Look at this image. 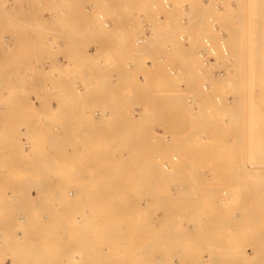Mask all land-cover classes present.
<instances>
[{"label": "rangeland", "instance_id": "374dc122", "mask_svg": "<svg viewBox=\"0 0 264 264\" xmlns=\"http://www.w3.org/2000/svg\"><path fill=\"white\" fill-rule=\"evenodd\" d=\"M170 1L172 3L171 6L166 8L161 3V0H0V264H23V263L37 264L41 262H42L41 264L43 263L52 264L54 260L56 261V259H52V258H55L56 256L58 257L61 254V253H59L58 255L56 254L58 253V250L54 251L55 246L59 245V247H62L61 243L67 246L70 242H72L71 239L70 241L66 239V241H64L65 243L62 242V240H59L61 241L59 242L58 240L55 241L53 239H50L49 241L47 240L44 243L41 242L42 243L41 245L39 241L40 236H38L36 233L38 231L33 230L28 225H23V221H21L23 220V205H26V196H27V193L23 192V177H22L23 176V166H22L23 130L27 129L28 126L39 124V123L32 124L31 119H35L34 117H32L33 115H35L36 118L37 117L39 118L43 116L45 113L49 114L47 119H49L50 121L48 120V122L45 124H39L40 126L41 125L45 126V128L43 127L42 128L43 130L39 132L41 133L40 136H36L37 134H35L36 137L32 139L31 141L32 144H30V151L32 153L37 152L38 159L39 157L41 159H44L42 157V154L43 152H46L47 159L50 161H48L47 159L44 160L47 161L46 164H49V167H51L52 165L50 164V162L52 163L53 159L57 157H61L63 155L62 154L61 156H59V154L61 153L60 150H62L63 153L66 152L65 151L66 148L64 146L66 147L69 146L68 149L72 150L74 148V147L72 148V146H75V144H77L78 146L76 145L77 146L76 150L81 151L80 149H78L80 145L82 151L84 149L86 150V153L84 151L85 156L83 157L82 155V157L84 158L83 161L85 160L84 161L85 164L83 163V161L80 160L81 154L79 153L81 152L75 151V149L72 150L73 154L78 152V157L80 156L79 160L81 161L79 163H78L79 161L78 158H76L77 155L75 156L76 159L75 161L74 158L72 160L71 155H69L70 157L69 159L71 161H74L75 165H73V163H70V160H68L70 163V165L68 166H71L72 164V166H77V167L76 168L74 167V170H72L73 167L71 166L69 168L71 172H68L69 171L68 169L67 171L68 175H71L68 177L73 178L72 175L75 174L76 176H74L75 178L74 181L76 182L78 178L81 177L80 174H82L85 171L84 174H82L83 175L82 178L81 179L79 178L80 183L79 181H77L75 187L72 186L75 183L72 178L70 180L68 177H66L70 181H68L65 178L64 174L66 172H64L63 174L60 173L61 174L60 176L61 177L63 176L65 180L58 179L60 177L58 175L60 169L58 170V172H56L57 175L59 176L58 177L56 175L58 177V178L56 177L57 178L56 182L58 183L59 181L63 180L61 182L65 181V183H67L66 181H68L67 183L68 185L67 184L66 185L69 186V188L65 187V183H63L64 185L63 188L68 189L70 191L71 190L70 187L72 186V190L70 192L72 193L74 191V193L79 196V198L77 196L74 197L75 195L73 196L72 194V196L74 197V198L72 197L73 203H74V199L75 200L78 199V201L75 202L76 205L78 204L77 202H80V204L84 206L83 202L85 203L86 195L88 196L90 192L92 191L94 192L95 188H98L99 189L98 191H100L101 185L100 183L96 185L95 182H97L98 180V179L96 180V178L97 177L99 178V176L97 175L100 174L104 175L105 172L106 173L104 176L111 177L112 175L117 174L118 176H120L119 177L120 180L123 179L121 178L122 176L127 178L128 180L129 177L132 176L130 177L131 181L129 180L130 182L128 183L130 185L134 183L135 186L137 183V186L134 187L133 185V187L134 190L136 188V193H137L136 197L137 200L138 197L140 198L139 199L140 202L143 196L141 195L143 190H144L143 192L148 190L153 191V189L161 191L159 189H161L162 188L161 186L165 185V183L168 185V186L166 185L164 186L166 189L168 188L169 190L172 191L174 189V192L179 194H181L180 192V188H181L183 195H181L178 198H180V200L183 199V201L185 196H186V200L188 201L189 200L191 201L192 196L195 197L196 194H198L196 197H199L200 195H201L200 197H204V195H206L205 192L207 190H208L207 194H210L211 192H209V190L211 191V189L209 188V186L212 185V189H214V192L212 191L214 195L213 194L212 195L215 198H212L211 194L209 195V197L210 199H214L215 201L212 202L213 200L210 201V199H208L209 202H207L208 200L205 199L207 208L205 205H202L205 211L212 210V213L210 212L212 214V216L210 215V218L207 216V214L205 217H204L205 214H202V213H207V211L206 212L202 211L203 207H201V203H199L202 198L201 199L199 198L200 201L197 200L198 204H200L197 206L198 208H196L195 206L197 205L196 203L197 201H195V203L192 204V206L194 207H191L190 202H189L190 204L187 205H186L187 203L186 201L185 204H182V206L189 205L191 208L183 206L184 208L182 209L183 211L184 209L187 208L186 212L184 210V213L186 215L185 214L183 215L185 217L187 216L185 218L186 220L183 219L184 221L183 223L185 226V230L183 231H184V235L187 234L188 236L187 235L184 236L183 234L179 236H183V238L186 237V239L188 237L193 236L194 238L197 239L199 243V246H197L198 243L196 244V246L200 247L201 249L197 247H196L197 249L195 248L194 245L196 243V240H193L194 239L193 238L190 240L195 241L194 245L191 243L190 244L191 246L193 245L196 250H194L193 248V251L190 252L192 247L190 246V244H189L190 247L187 246L188 244L186 243L185 246H187L188 248L180 244L179 245L181 247V248L179 247L180 251L182 252L185 249L188 250L190 248L188 252H190L191 255L193 254L192 252H194L195 253L194 255L197 256L198 253L199 254L198 256L204 258L205 256L206 258L210 257L209 256L210 253L212 254L210 255L213 256L215 251H210L212 250V248L210 247L211 246L210 243H212V246H214L213 244H216L217 247H215L216 245L214 247L218 249V245L221 246L223 239H226L227 237V240L229 241L228 238L233 233L236 238L241 237L240 239L243 238V240L244 238L247 239V237H249V234L253 235V236L250 235V238L256 239L255 236L258 237L256 235L257 234L256 229L258 228L257 226H259L260 224L262 228L259 226L260 228H258L257 231L260 229L258 231L260 234L258 233V235H261L260 238H263L264 195L262 194L264 193L263 191L264 189L263 186L264 185V176H263L264 175V0H241L243 6L241 12L244 14L245 17L244 39L247 41L246 45L249 56L247 55V58L245 60L246 62L243 64L246 73L245 75L246 83H247L246 88H248V90L245 91L244 95L243 94L238 95V99H240L242 95L243 96L241 97L242 100L241 99L239 100L240 105H238L237 109L240 112L243 113L245 112V116L243 113H241L245 120L243 119L244 121L241 125L243 124L244 125L241 127L239 126L240 128L237 126H223L222 124L225 117H224V113L220 111L222 109H218V107L220 106L219 108H221V105L219 104H221L224 100L223 94L220 92V90L223 89L222 86L224 84V81L221 78V82L219 86L211 83L212 77H210L208 71L209 69L212 70L214 67L211 68V66H209L211 64L205 63V65H207V68H205L204 67L205 65H202L204 64L203 58L200 57V55L198 56L196 53L199 52V50L202 48V43L200 42L201 47L199 46L200 48L198 47L197 48L198 50L196 49L194 50V52L191 51V53H193L191 56L195 55V59L189 60L187 58L191 57L189 56V52H188L190 50H188L186 53L185 52L186 49H183V47L186 46L184 43H187V41L189 42V38H187L188 40L186 39L185 41H181L178 37L179 36L178 33L182 30L185 31L188 36L186 29L188 27L191 28L192 22L193 23L196 22L197 20L196 18L199 15V14L197 15L196 13L197 8H201L205 12L207 11L206 13L202 11L203 13H205L204 19H206V21L209 23V26L212 27L211 24L212 21H210L209 18L212 15V13L209 12L207 7L204 6L205 7L204 8L202 5V4H206L207 6V2L209 0H170ZM153 3H157V7H153L152 6ZM196 5L199 7H195ZM99 10H104L107 13L110 19L109 26H104L102 21L98 17L97 13ZM200 12L201 10L199 9L198 13ZM184 16L187 17V22L185 23L182 22V17ZM190 17L191 18L196 17V18H194L195 19L194 21L192 18L191 21ZM144 19H148L152 23L153 32L151 34H146L142 30L141 25ZM157 26H159L160 33L157 34V36H155L156 34H154V31L156 30ZM211 27L207 29L208 32L211 30ZM165 30L169 32L171 36L173 35L172 37L175 38L176 42L174 40L173 42H168L169 39L162 38L164 36L163 33L165 32ZM201 32L203 33H200V35H203L205 33V31H201ZM138 38L141 39V42L139 43V45H136L135 40ZM181 43H183V45ZM186 54H188V57ZM261 58H262V62L260 60ZM168 63L180 67L181 74L179 73V75L177 76L171 74L166 68V64ZM261 63H262V67L260 65ZM259 66L261 68H259ZM199 67L203 69L201 70V73H199L200 72ZM153 68L156 69L157 72ZM256 68L257 69L259 68V70L257 71ZM152 69L156 73H158L157 77L155 75L156 73H154ZM244 70H241V72L244 73ZM260 70L261 72H259ZM152 72L154 73L151 76L152 78L151 77H148L150 79L145 78V76L148 75L144 76V74L146 73L152 74ZM191 72L192 74H190ZM255 72L256 74L261 73L260 75L261 77H259V75H257L258 77H256ZM151 74H149V76ZM161 75L163 76L161 77ZM155 78L157 80V83L155 82L156 81ZM151 79L153 81L155 80L154 81L155 83H153ZM192 79L194 80V82L192 81ZM252 81L254 85H251ZM204 82H208L209 85L208 88L206 89L203 87ZM252 89H254V91H252ZM188 95L194 96L195 102L193 104L187 102ZM217 96H219V99H217ZM137 108L139 110L138 113H136L135 111ZM30 113H33V115H30ZM151 116H153V119L156 122L146 123L144 120H148ZM171 121H173L174 123ZM205 123H207V125ZM171 124L172 125L174 124L175 126L174 125L172 126ZM189 124L191 125L189 126ZM95 126L98 127L101 126L102 128H104L103 129L104 131L101 128L100 129L96 128ZM232 127H236L238 132L239 129L241 130V132L238 133V134L241 133L242 135V136L240 135L238 136L240 137V139L242 137L241 140H239V138L233 137L234 134L232 132L233 129ZM81 128L84 129L82 130ZM97 129L103 131V133L105 134L104 136L105 138H103L102 140L101 138L103 137V133L102 134L99 133V130ZM73 130L77 133H74ZM110 131H113L112 133L117 132L115 135L113 134L115 136L114 138L112 137L113 135L111 134ZM82 132H84V134L86 133L85 136L83 135ZM108 132L110 133L107 138ZM109 137L111 138V140L113 138L112 141L114 142V144L116 145L118 144V146H116V148L118 147L117 149L113 148L114 147L112 144L113 142L110 144L111 141H109ZM116 137H117V143L115 139ZM106 138L108 143L105 142ZM109 144L112 147H110ZM32 145L34 149L32 148ZM108 147L110 148L108 149ZM112 148L114 149V151H112L113 150ZM137 148L141 152L138 150L136 151ZM100 149H102V151L104 149L105 150L102 152ZM106 150H109V152L107 151L108 152L107 153ZM95 151L98 152L94 153ZM56 152H58V154ZM101 152L103 154L104 152H106L105 153L106 156L102 155ZM119 152H120V159L122 160L121 165L127 162L129 163L128 165L133 166V168L131 167V170L122 169V168L120 170L119 163L116 162L115 160L116 159L115 155H117ZM136 152H140L141 154L139 153L137 154ZM99 153L101 154V156ZM30 157H36V156H30ZM96 157H100L101 159L103 158L102 159L103 162L102 160L100 161V158H96ZM154 159L157 162H155ZM148 160H150V163ZM152 160L156 163L157 166H154L153 162H151ZM89 161L91 164L89 163ZM105 161H107V163H105ZM75 162L77 163V165ZM130 162L131 163L133 162V165ZM165 162H167L168 164ZM196 162H198V164ZM41 163L42 162L39 161L40 165ZM80 163H83L84 166L87 164L86 168L89 169L88 170L84 169L83 172L79 171L83 169L82 167L83 165H81L80 167L79 165ZM92 163L94 164L92 165ZM115 163L118 164L115 165ZM144 163L146 164L149 163L150 166H148V164L144 165ZM170 163L171 166H169L168 168L170 169L171 167V169L168 170L167 165H169ZM152 166L155 167L157 171ZM79 167L82 169H80ZM141 167H143L142 170L146 168L144 169L146 171H148L147 168L152 167L149 169L150 171L151 169L154 170V172H150V176L147 177L149 178L152 176L154 178L155 176L154 180L152 178L146 179L145 175L143 174L144 171L143 173L141 172L142 171L140 169ZM78 168L79 170H77ZM158 169L161 171H158ZM74 171L76 172L79 171L80 176L78 175V172L75 173ZM126 171L128 172L131 171L129 172L130 176L128 175H127L128 177L124 176L125 173L124 175H122L123 172ZM163 172H165L166 174ZM140 173H142V175L145 178L146 182L144 181V179H142V181L145 184H147V181H151L152 179V181H155L154 184L157 182L158 186L160 185L161 188H157L156 187L157 184L156 186H154L152 182H150V184L152 183L153 187H155L156 189L153 188L151 190L149 187L152 188V185L150 186V184L148 188L146 187L147 185L143 186L144 183L141 182V178H140V177L143 178V176H141ZM145 173L147 174V172ZM157 173L160 174L159 175L160 177L158 176L159 179L156 178L157 177L156 175H158ZM161 173L163 174L161 175ZM53 174L54 172L49 173L50 176ZM84 175L85 177L88 178V179L85 178L87 179L88 183L87 182L84 183V181L82 180L84 178ZM102 175L101 177L104 178ZM163 175H166L164 176V178L167 177V175L168 176L171 175L170 178L174 181L173 182L170 181L171 179L168 177L166 180L167 182L164 179L165 181L164 183V181L161 180L162 179L161 176ZM187 177L188 180H186ZM205 177L207 180L205 179ZM46 180L49 181L51 180L52 183V177H47ZM123 180H121V183L122 184L125 183L123 184V186L125 185L126 187L127 181L124 180L125 182H123ZM132 180H135V182H133ZM156 180H160V181H156ZM192 180H193V184H192ZM71 181L72 184L70 185L69 182ZM102 181H106V180L103 179ZM113 181L117 183V181L115 180ZM113 181H108V182L110 183ZM162 181L164 184L162 183ZM182 181H185L187 185ZM61 182L60 184L62 185ZM81 183L82 184L84 183V185L87 187L80 185ZM180 183L181 185H183L184 183V187L181 186ZM189 183L192 184L191 186L193 187H191ZM52 184L55 185L56 183L53 182ZM101 184H104V182ZM122 184L121 187H119L120 189L123 187ZM169 185L171 189L169 188ZM82 186L85 189L87 188L86 191L88 192V194L86 192V195L83 197L84 199L80 196L83 195V193L85 194V191L82 189L83 188ZM261 186L262 188H260ZM58 187L59 188L55 186L56 189H60V185ZM80 187L82 190L80 189ZM102 187L101 189L107 188L106 185H102ZM125 187L122 189L126 190L128 188L129 189L132 188V186L131 188L130 186H128V188ZM204 187L206 189L203 190ZM77 188L80 189L81 191L80 190L78 191ZM137 189L140 191V193ZM166 189L162 188V190H166ZM233 189L234 190L237 189L238 191L237 198L235 200L232 197ZM257 189L262 191V194H259L260 191H258ZM183 190L186 192L188 191L187 195H184L186 194V192L184 193ZM194 190H195V195L194 194L192 195V193H194ZM43 191H45L46 201L44 204H42V208L45 210V207H47L46 209L48 213L55 214L58 204L55 198L52 197V190L50 186L44 185L43 187H41L40 185V188L38 190V195L40 196V193H42ZM255 192L259 194L258 197L255 196L256 194ZM188 194L192 196L189 197ZM250 194L252 195V198L251 196H248ZM89 195H91V193ZM260 195H262L263 197ZM9 196H11L12 198ZM182 196L184 197L181 198ZM187 196L190 199H187L188 198ZM206 197H208V195ZM81 198L84 201H82ZM91 198L92 195L90 199ZM256 198L257 199L259 198V200H257ZM180 200L177 202L178 205H180L179 203L182 202V200L181 201ZM250 201L253 202L255 205H259V207L255 205L248 206L247 204L249 205L252 204L250 203ZM140 202H138L137 205L138 207H140L141 204L143 206V203L139 204ZM210 202L211 204L214 203V205L212 204L214 209L215 206L216 207L220 206L218 205V203L219 204L222 203V208L220 207L221 210H219L220 208L215 209L218 210L219 213L218 211L214 212L211 205H209ZM41 203L43 202L40 201L38 203L37 209L40 208ZM172 203H168V204L171 206ZM80 204L79 206H77V208L80 207V209H82V206H80ZM174 204H176V202ZM149 205H152L153 208L151 209L150 207L148 209ZM149 205L147 204L146 207L143 206L142 208V209L145 208L144 209L145 215L148 214L149 216H151V214L154 213L155 215L153 214L152 216H154L157 219L155 221V218L153 217L152 221H155L157 223L160 222L159 224L155 225L151 221L152 223V224L150 223L151 230L153 227H154L153 230L159 228L162 229L163 225L164 226L166 225L162 223L163 220L162 212L164 208L169 206L161 207V205L156 202L154 205L153 203ZM178 205L175 206L177 207ZM208 205L211 208L208 207ZM155 206L161 207L160 210L156 212L157 208ZM172 207H170V209ZM200 207L202 208L201 210ZM140 209L138 210V213L136 212L137 215H139L137 217H143L142 215L144 211L142 212L141 211L142 209L141 210ZM178 209L181 210V208ZM150 210L151 212L153 210L154 211L150 213L149 212ZM167 210L168 209L166 208V211L165 210L164 211L167 213ZM172 211L176 212L175 207L174 210ZM182 211H180V215ZM194 211L195 212L197 211L198 213L197 212L194 213ZM221 211H222V215H220ZM177 212L175 213L176 215ZM188 212L189 215L191 214V221L189 220V222L187 221L188 218L190 219ZM139 213H141L142 215L140 216ZM171 213L169 212L168 214L172 216ZM247 213H249V215ZM253 213H255V215ZM175 214L173 215L172 219H175L176 221L177 217H175ZM256 214L258 217H256ZM158 215L161 217V219L159 218V220H158L159 217ZM196 215H199V217L201 215L199 220H198L199 218L198 216L196 217V220H194L195 219L194 217ZM259 215L261 218L259 217ZM90 216L92 218L91 214ZM166 216H167L166 219H168L169 215ZM170 216L169 219L172 222ZM181 217L182 216H179L178 219H181ZM203 217L204 219L202 220ZM91 218L89 217L90 222H91ZM118 218L119 216H117V219H113L116 225H117L116 220H118V224H119ZM248 218H249V223H248ZM103 220L102 222H104L105 220L108 221V219H105L104 221ZM120 220H121L120 221L121 224L125 223V221L123 222L122 218H120ZM146 220H144L143 218H139L135 220L134 224L137 221L140 224L143 223L142 224L143 226L141 225L143 229L142 228L141 229L144 230L145 228V230H147L148 232V228L146 229V227H144L145 224H147V227L149 226L147 223L148 220L147 221ZM207 220H209V222H207ZM164 221L166 222V220H163V222ZM216 221H219L218 224ZM99 222L102 224L101 220ZM99 222L97 223L98 225ZM250 222H252L253 224H250ZM80 223L82 222H79V224ZM105 223H109V222L105 221ZM188 223L190 227L187 226ZM115 224L114 227H111L112 229L113 228L115 229ZM229 224H232V227ZM139 225L136 223L137 227ZM182 226L180 227L181 230H182ZM250 226L253 228H251ZM255 226L257 227L256 229H254ZM78 227H80L81 229L84 228L81 226ZM92 227L96 228V225ZM103 227L105 232L103 233L104 235H106L104 237H102ZM235 227H236L235 230H237V227L239 229V232H237L238 234L234 229H231ZM248 227H250L251 229L248 230ZM74 228L75 231L78 230V229L76 230L77 227ZM94 228L91 229L90 226L91 234L93 235L95 232H98L97 234L100 237L97 236L95 237V235H97L95 233L94 236L86 234L87 237L79 238L81 234L82 233L84 234L85 232L78 231L79 236L76 238L75 236L78 235V232L74 231L73 233H76V235L73 236L74 243L73 242L71 243L72 246L76 245L75 248L80 247V249L83 250L85 247L87 248L88 241L91 242V240L93 241V239H95L94 244H96V247L95 246H94L95 248L93 247L94 251H98L100 253V251L102 250L101 251L102 254L103 253L116 254L121 251L120 253L124 255L125 253L124 250L126 247V250H128L129 253L128 255H131L130 249L135 248L136 245L137 248L143 246L142 248L145 249L144 246H146V242L145 245H143L142 242L144 243L145 241L144 238L146 237L144 235L147 234V232L140 231L139 227H138L139 229L138 228L137 229L139 230L140 233L145 232L143 234L144 237L141 236L142 234L139 235L140 233L138 232L137 229H135V231L131 230L132 231L131 232L128 231L130 227L127 226L125 227L124 225H121V228L123 230L126 228V230L124 231L126 232L127 236H125L126 234L122 229L121 230L123 232L121 233L125 235L121 236L122 235L121 233L119 232L115 233L123 237L121 238L122 240L119 243L122 245V242L124 241L123 242L124 247L123 245L122 247L118 245V242L116 241L112 240L114 244L112 243L110 238L112 236H113L112 238L115 237L114 233L111 232L110 234L112 235L108 237L109 233H106L105 225L98 226L97 231H95ZM171 228L172 227H170V229ZM186 228H188L187 231ZM253 229L255 231H253ZM199 230L201 231L199 232ZM92 231L95 232L93 233ZM116 231L117 230L113 232ZM189 231L191 233H188ZM132 233H136L140 236L139 237L138 235H136L135 240L133 242L135 243L134 244L135 246L133 245L134 247L130 245L133 240L132 241L130 240L131 242L130 241L128 242V239L129 237H131ZM195 233L196 235L199 233L197 235L198 238L196 237ZM171 234L169 235L174 236L173 239L175 240L176 234L175 235H173V233ZM216 235H218L219 238ZM222 235H224V237ZM88 236H90V238L92 239L91 240L88 239L87 242L81 241L83 238L84 239L88 238ZM124 236L126 237V239L124 238ZM148 236H153V235H151L150 233V235ZM179 236L177 235V237ZM213 236L216 238L215 240L218 243L219 242L221 243L218 244L214 240ZM234 236L231 235L230 239L233 238L234 240L235 239ZM183 238L182 241L181 239L178 240L183 242L186 240L185 238H184L185 240ZM199 238L200 239L208 238L210 240L209 246L204 244L206 241L209 242L208 240L205 241L204 239L202 241L205 242L202 243L203 245H201L200 242L202 241L198 240ZM217 238L219 239V241ZM76 239L78 241H75ZM211 239H213L214 241ZM187 240L189 242V239ZM107 241H111V243L113 244L112 247L116 246V248L109 250L107 247L108 245H112V244H109L110 242L107 243ZM82 242L84 245L86 243L87 246L83 247L82 246L83 244L80 246L79 244H81ZM125 242L127 243V245L129 244L131 247L128 245L129 248H127ZM103 243L104 245L106 243L108 245L106 244L104 247ZM164 243L165 242H163V244ZM231 243L232 245H230ZM231 243L229 244L230 247L234 246L233 244L234 242L231 241ZM164 245L162 246L164 247ZM66 246L63 245L64 251ZM89 246L91 247V249ZM89 246L87 249L85 248L82 253H88L87 251H89V253H94L92 252L93 251L92 242L91 245L89 244ZM222 246H224L222 248H225L226 244L224 243ZM57 247L58 246H56V249ZM103 247L106 250L108 249L107 251L109 252L103 249ZM118 247L121 248L119 249ZM146 247L149 249L148 246ZM208 247L211 249H209ZM230 247H227V249ZM117 248L120 251L117 252ZM142 248L140 252L138 251V249L135 248L137 253L134 252V249L131 250L132 253L134 252L133 253L134 255L138 254L136 256L140 257L143 255L142 257H145L146 254L149 255L155 252L159 253V251L161 253V251L164 249V248L162 250L159 249V251L153 250L154 252L149 249L150 250L149 253V251L146 250L147 249L146 248L145 251L147 252L144 253L145 251ZM182 248L184 250H182ZM243 248L245 249V245H243ZM46 249H48V251ZM167 249L169 250H166V253L167 251L168 252L171 251V249H173L171 253L174 251L173 247L171 249L170 248ZM179 249H175L176 250V253L174 252L175 255L177 254L179 256V254L177 253ZM85 250L87 251L85 252ZM103 250H105L106 252ZM262 250L264 249L262 248ZM262 250L260 251V253L262 252ZM45 251L47 252L45 253ZM66 251L64 253H66ZM201 251L203 254L201 253ZM243 251L244 250L240 251L243 255H241L240 252L237 254L236 253L230 254V252H227L228 254H230V257L228 254H224V257L223 256L217 257L218 259L213 258L212 262L214 264H222V262H220L221 261L220 259H222V261L224 262L223 264L226 263L225 261H227V264H236V262L240 260V264H241L243 262L242 260L246 259L244 262L245 264H249V262L250 264L251 263L264 264V259H263L264 252H262L261 254L252 253L251 248L249 246L247 252L244 251L245 255ZM142 253H144L145 255ZM54 254H56V256H54ZM186 254L188 253L186 252ZM183 255H185V253L182 254L181 256ZM234 255L237 258L236 257L234 258ZM239 256L241 257L244 256V257L241 258ZM251 256H252L251 261H249ZM235 259L237 261H234ZM50 260H52V263L50 262ZM208 260L210 261L211 259ZM139 261L140 258L138 260V264Z\"/></svg>", "mask_w": 264, "mask_h": 264}, {"label": "bare ground", "instance_id": "6f19581e", "mask_svg": "<svg viewBox=\"0 0 264 264\" xmlns=\"http://www.w3.org/2000/svg\"><path fill=\"white\" fill-rule=\"evenodd\" d=\"M170 1V0H169ZM196 2V1H195ZM161 3H162V0H161ZM194 3V2H193ZM163 4V3H162ZM171 1H170V4H169V6H166L165 4H163L166 8L167 7H170L171 6ZM195 4H197V3H195ZM203 5V7L205 6V7H207V9L209 10V12H211L212 13V15L209 17L210 18V21H212L211 22V24H212V27L211 26H209V23L206 21V19H204L205 17H204V15H205V13L207 12H205L204 10H202L201 8H197L196 9V13H197V15H198V17L196 18V17H192L193 18V21L195 20L194 18H196L197 20H196V22H192V24H191V28H187L186 29V31H187V33H188V36H187V34H186V32L185 31H180L178 34H179V39L181 40V41H185L187 38H189V42L187 41V43H184L186 46L185 47H183V49H186V53H187V51L188 50H190V51H188L189 52V56H191L193 53H191V51H193L194 52V50H196L199 46H200V42L202 43V48L204 47V43H203V38L205 37V36H207V33H209V34H214V37H219V36H223L224 37V39H225V44H226V50H223V49H221V48H218V49H216V51L214 52V53H211L210 55H209V57H205V54H204V52H203V50H199V52H196L197 53V55L199 56L200 55V57H202L203 58V63L204 64H202V65H205V63L206 64H211V65H209V66H211V68L212 67H214L212 70L211 69H209V75H210V77H212L211 78V83L212 84H216L217 86H219L220 85V82H221V78L223 79V81H224V84H223V89H221V87H220V92L223 94V102L221 103V104H219V105H221V108H219L218 107V109H222V110H220V111H222V113H224V120H223V122H222V124H223V126H237V127H241V126H243V125H241L242 123H243V121L245 120L244 118H243V116H242V114L241 113H243V112H240L238 109H237V107H238V105H240V99L242 100V96L245 94V91H247L248 90V88H246V86H247V83H246V77H245V75H246V73H245V70H244V67H243V64L246 62L245 60H246V58H247V55L249 56V53H248V49H247V41L244 39V34H245V17H244V14L241 12V9L243 8V6H242V3H241V0H209L208 2H207V6H206V4H202ZM152 6L153 7H157V3H153L152 4ZM195 7H199V6H195ZM204 7V8H205ZM203 8V9H204ZM201 10V12L200 13H198V10ZM130 11V10H129ZM131 11H133V10H131ZM190 11V10H189ZM202 11H204L205 13H203ZM191 12V11H190ZM208 12V13H209ZM194 13H195V11H194ZM203 13V14H202ZM201 14V15H200ZM97 15H98V17L100 18V20L102 21V23H103V25L104 26H109L110 25V19H109V17H108V15H107V13L104 11V10H99L98 11V13H97ZM197 15H195V16H197ZM160 16V15H159ZM192 18L190 17V19H191V21H192ZM216 19V20H215ZM107 21V22H106ZM182 22H187V17L186 16H184V17H182ZM145 24H148L149 25V30H147L145 27H144V25ZM214 24H217L218 25V28H215L214 27ZM158 25V24H157ZM221 25V26H220ZM142 30L146 33V34H151L152 32H153V28H152V23L148 20V19H144L143 21H142ZM154 26V25H153ZM211 27V30L208 32V30L207 29H209ZM155 30V29H154ZM207 30V31H206ZM201 31H205V33L203 34V35H200V33H203V32H201ZM224 32H225V35H224ZM160 33V29H159V26H157L156 27V30L154 31V34H156L155 36H157V34H159ZM185 34V36H186V38L185 39H181L180 38V34ZM163 37L162 38H165V39H169V41L168 42H173V40L175 41V38H173L172 36H171V34L169 33V32H167L166 30H165V32L163 33ZM146 39V38H145ZM170 39H171V41H170ZM188 40V39H187ZM136 41H137V39L135 40V44H136ZM260 41V40H259ZM258 41V42H259ZM176 42V41H175ZM228 42V43H227ZM182 45H183V43H181ZM229 44V45H228ZM263 44V43H262ZM145 46V45H144ZM229 46V47H228ZM259 46V45H258ZM196 47V48H195ZM201 47V46H200ZM199 47V48H200ZM198 50V49H197ZM184 51V50H183ZM258 51H259V49H258ZM262 51V50H261ZM184 52V53H185ZM195 54V53H194ZM187 55V57H188V54H186ZM259 55V54H258ZM184 56V55H183ZM194 56V57H193ZM193 56H191V57H188L187 59H189V60H193V59H195V55H193ZM261 56V55H260ZM185 57V56H184ZM258 57V56H257ZM257 59V58H256ZM261 60V62H262V58L260 59ZM188 61V60H187ZM186 61V62H187ZM256 61H258V60H256ZM184 62H185V60H184ZM202 62V61H201ZM110 63V62H109ZM141 63V62H140ZM144 63V62H143ZM156 63V62H155ZM169 64H171V63H168V64H166V68H167V70L171 73V74H173V75H175V76H177V75H179V73H180V71H181V68H180V70L177 72V73H172L170 70H169V68H168V65ZM109 65V64H108ZM116 65V64H115ZM172 65H174V64H172ZM257 65H258V63H257ZM256 65V66H257ZM261 65V67H262V63L260 64ZM174 66H177V65H174ZM246 66V65H245ZM178 67V66H177ZM190 67V66H189ZM201 67V66H200ZM199 67V73H201V70H203L202 68H200ZM205 68H207V65H205L204 66ZM203 67V68H204ZM260 66H259V68H261ZM121 68V67H120ZM208 68H210V67H208ZM259 68L257 69V71L259 70ZM154 69V68H153ZM152 69V70H153ZM191 69V68H190ZM255 69V70H256ZM151 70V71H152ZM155 71H156V69H154ZM153 70V72L154 73H156L155 71ZM206 70V69H205ZM241 70H244V73H242L241 72ZM150 71V70H149ZM184 71V70H183ZM190 71V70H189ZM256 71V72H257ZM152 72V74L151 73H146V74H144V76L145 75H148V76H145V78H148V77H151L154 73ZM203 72H205V71H203ZM256 72H255V74H256ZM259 72H261V70L259 71ZM123 73V72H122ZM145 73V72H144ZM184 73H186V72H184ZM149 74H151L150 76H149ZM157 74L158 73H156L155 75H156V77H157ZM165 74V73H164ZM181 74V73H180ZM190 74H192V72L190 73ZM204 74H206V73H204ZM255 74H254V76H255ZM257 75H259V77H261L260 75H261V73L259 74H256V77H258ZM163 75H161V77H162ZM206 76V75H205ZM160 77V76H159ZM166 77V76H165ZM208 77V76H207ZM206 77V78H207ZM152 78V77H151ZM188 78V77H187ZM192 78V77H191ZM148 79H150V78H148ZM168 79H169V77H168ZM209 79V78H208ZM133 80V79H132ZM155 80H156V78H155ZM154 80V81H155ZM161 80V79H160ZM159 80V81H160ZM248 80V79H247ZM260 80H261V78H260ZM151 81L153 82V83H157V80L154 82L152 79H151ZM192 81L194 82V80L192 79ZM206 81V80H205ZM196 83V82H195ZM260 83H261V81H260ZM159 84V83H158ZM204 84L207 86L206 88H208V82H204L203 83V87L205 88V86H204ZM225 85V86H224ZM251 85H254V83H253V81H252V83H251ZM205 88V89H206ZM251 88V87H250ZM252 91H254V89H252ZM219 92V93H220ZM241 94H243L241 97H240V99H238V95H241ZM195 99V98H194ZM205 99V98H204ZM217 99H219V96H217ZM177 100V99H176ZM187 102H188V100H187ZM195 102V101H194ZM189 103V102H188ZM203 103V102H202ZM216 108V107H215ZM210 109V108H209ZM212 109H214V108H212ZM217 109V110H218ZM214 111V110H213ZM216 112V111H215ZM221 113V114H222ZM219 114V113H218ZM244 114V116H245V112L243 113ZM30 115H33V113H30ZM49 116V114L48 113H45L43 116H41V117H37L36 118V116L35 115H33L32 117H34L35 119H31V121H32V124H35V123H39V124H45V123H47L48 122V120L49 119H47V117ZM178 117V116H177ZM176 118V117H175ZM174 118V119H175ZM181 119V118H180ZM183 119V118H182ZM244 119V120H243ZM178 120V119H177ZM50 121V120H49ZM146 123L147 122H149V123H153V122H156L154 119H153V116H151L148 120H144ZM176 121V120H175ZM182 121V120H181ZM200 121V120H199ZM205 121V120H204ZM171 122H173V121H171ZM184 122V121H183ZM182 122V123H183ZM188 122V121H187ZM174 123V122H173ZM190 123V122H189ZM211 123V122H210ZM32 125V126H28V128L27 129H25V130H23V164H22V166H23V192H25V193H27V196H26V205H23V220H21V221H23V225H28V226H30L33 230H36V231H38V232H36L37 233V235L38 236H40V243L41 242H46L47 240L49 241L50 239H53V240H62V242H64V241H66V239H68L69 241H70V239L72 240V242L74 243V241H73V236H75L76 235V233H73L75 230V228L74 227H77L76 228V230L77 231H75V232H85L84 234H85V236H84V234L82 233H80L81 234V236L79 237V238H81V237H87V235H92L91 234V231H90V226H91V229L92 228H94V227H92V226H94V225H96V228H94L95 229V231H97L98 229H97V227L98 226H104L105 225V227H106V229H105V231H106V233H109V235H108V237H110L112 234H110L111 232L112 233H114V238H110V240L112 241H116V242H118V245H120L121 247H122V245H123V247H124V241L122 242V245L119 243L122 239L121 238H123V237H121V236H123V235H125L126 234V232L124 231V230H126V228L123 230L122 228H121V225H124L125 227L127 226V227H130L129 228V230L128 231H135V229H137L138 227L140 228V231H146L147 232V230H145V228H144V230H142L143 228H142V224L143 223H138V221L136 222L139 226L137 227L136 226V223L134 224V222H135V220H137V219H139V218H143L144 220H146V217H147V223H148V227H147V224H145V226L144 227H146V229L148 228V232H147V234H145L144 236H146L144 239H145V241H144V243L142 242V244L143 245H145V242H146V246H148L149 247V249L150 250H156V251H159V249L160 250H162L163 248L165 249H163L162 251H164V252H162L161 251V253H160V251H159V253L157 252H155V253H151V254H149L150 253V250L146 247V246H144V248L146 249V250H148L149 251V255H147L146 254V256L145 257H142V256H136V255H138V254H136V255H134L133 253L134 252H136L137 253V251L135 250V248L136 249H138V251L140 252V250H141V248L143 247H139V248H137V245L135 246L134 244L135 243H133L134 242V240H135V237H136V235H138V234H136V233H132V234H134V235H132L131 234V237H129V239H128V242L131 240H133L132 241V243L130 244L132 247H134L135 246V248H133L134 249V252L132 253V250L130 249V251H131V255H128L129 253H128V250H126V247H125V250H124V255L123 254H121L120 252V250H118V248L120 249L121 247H118L117 248V252L118 251H120L119 253H116V254H112V253H106V254H102V250L100 251V253L98 252V251H94V248L96 247V244H94L95 243V239H93V241L91 240L92 238H90V236H88V238H86V239H82L81 241H84V242H87L88 241V239L89 240H91V242H92V244H93V246H92V248H93V251L92 252H94V253H89V251H87V250H85V252L87 251L88 253H82L83 251H84V249L86 248L85 246H87V244L85 243V245L83 244V242L81 243V244H79L80 246L82 245L83 247H85L83 250H81L80 249V247H78V248H75L76 247V245L75 246H72V242H70L67 246L65 245V244H62L61 243V246L62 247H59V245H56V246H58L57 247V249H56V246H55V249H54V251L56 250H58V253H56L57 255L59 254V253H61L58 257L56 256V254H54V256H56L55 258H52V259H56V261L54 260V264H138V260H139V258H140V261H139V264H214L213 262H212V260H213V258H216V259H218L217 257H220V256H223L224 257V254H228L227 252H230V254H234V253H239L241 250H244L245 252H247V250H248V246L251 248V252L252 253H260V251L262 250V248L264 249V236H263V234H262V236H263V238H260V236L261 235H258V231L260 230H258L257 231V229L258 228H260L261 227V224L259 225V226H255V228L254 229H256V232H257V236L259 237H256L255 236V238L256 239H252V238H250V235L251 236H253L252 234H249V237H247V239L246 238H244V240H243V238L242 239H240L241 237H239V238H236L235 236H234V233L233 234H231L232 236H234L235 237V239L233 240V238H231L230 239V236H229V241L227 240V237H226V239H223V241H225V242H223L222 241V243L221 242H219V243H221V246L220 245H218V249L217 248H215V247H217V245L216 244H213L214 246H212V243H210V237H209V239L207 238V239H205V238H202V239H198V240H208L209 242H200L201 243V245H203L202 243H204V244H206V245H208L209 246V243H210V247L212 248V250H210V251H215V253L213 254V256H211L210 254H209V256L210 257H207L206 258V256H205V258L204 257H201V256H198L199 254L197 253V256L196 255H194L195 253L194 252H192L193 254L191 255L190 254V252L191 251H193V248H194V246H195V248L197 247V246H199V243H198V241H197V239L196 238H194L193 236L192 237H188L187 239H189V242H188V240L186 239V237H184L183 238V236H179V235H184V231L183 230H185V226H184V221H183V219H185L186 217L185 216H183L185 213H184V210H185V212H186V209H184L183 211H182V209L187 205V204H190L191 203V207H194V206H192V204L193 203H195V201H197V200H199L200 201V199H201V201L199 202V203H201V207H203L202 205H205L206 206V203H205V199H210V197H209V195L211 194H213L214 195V193H212V191L214 192V189H212V185H210L209 186V188L211 189V191L209 190V192H211L210 194H207V191L205 192V194L206 195H204V197H206L207 195H208V197H206V198H204V197H196L198 194H196L195 195V190H194V193H192V195L194 194L195 195V197H193L192 195V200L190 201H188V200H186V196L184 197V196H182L181 198H183L184 197V201H183V199H181L182 200V202H180L179 204L180 205H178L177 204V202L180 200V198H178V197H180L181 195H183V193H182V189L180 188V192H181V194H179V193H176V192H174V189H173V191L172 190H169L168 188V190L164 187L165 185L166 186H168L166 183H165V181L167 180V178L169 177H171V175L170 176H168L167 175V177H165L164 178V176H166V175H163V176H161V180H163L164 181V179H165V181H164V183H165V185H163L164 183H163V181H162V185L163 186H161L162 188H164V189H166V190H162V188L160 187V185L158 186V184H157V182L154 184V182L155 181H152V179L154 180V178H155V176H154V178L151 176V177H147V176H150V172H154V170H152L151 169V171H150V169L149 168H152V167H149V168H147V170L148 171H146V170H144V169H146V168H144L143 170H142V168L143 167H141L140 169L142 170L141 172L143 173V171H144V175H145V177H146V179L148 178V179H150V178H152L151 179V181H147V184H145L143 181H142V179H144V181H145V178H144V176L142 175V173H140L141 174V176H143V178L142 177H140L141 178V182H143L144 183V185L143 184H140V185H143V186H146L147 188L149 187V184H150V182H152L153 184H154V186H156V184H157V188H161V189H159V190H161V191H158V190H154L153 188H155V187H153V185H152V183L150 184V186L152 185V188L151 187H149L151 190L153 189V191H149L148 189V191H145V192H143L144 190L143 189H145V188H143L141 191H142V194L141 195H143L142 196V199H141V202L139 201V197H138V200H137V197H136V195H137V193H136V188H135V190H134V187H136L137 186V183H136V186H135V184L134 183H132V185H130L128 182H130L131 181V179H130V177H132V176H130L129 175V172H131V171H126V172H123V174L122 175H124V173H125V175L124 176H130L129 177V180L127 179V178H125V177H121V178H123L124 180L125 179H127V180H125V181H127L126 182V184H127V188H128V186H130V188H131V186H132V188L131 189H122V188H124L125 187V185L123 186V184H125V183H121V180H123V179H121L120 180V176H118L117 174L116 175H110L111 177H108V176H104L105 175V173H104V175H102V174H100L98 171V173L100 174V175H97V176H99V178L97 177L96 178V180H97V182H95L96 183V185L97 184H99L100 183V185H101V187H102V185H106V189H101V187H100V191H98L99 189L98 188H95V191L92 193V192H90L91 193V195H92V198L90 199V197H91V195H89L88 194V192L86 191V189L84 188V187H87V186H85L84 185V183L85 182H87L88 183V181H87V177H85V175H84V178L82 179L83 181H84V183L82 184H80V185H83L82 187V189L85 191V194L83 193V192H81V193H83V195H80L79 193V195L83 198L85 195H86V192H87V194H88V196L86 195V197H85V203L83 202V204H84V206L82 205V204H80V202H77L78 204L76 205V201H78V199L77 200H75L74 199V203H73V198L74 197H78L79 198V196L78 195H76L75 193H74V191L71 193L70 191L72 190V186H76L75 184H77L76 182L77 181H79V178L81 179L82 178V174H84V172H83V170L84 169H89V168H86V165L84 166L83 165V163H84V161H83V157L85 156L84 155V151H85V153H86V150L84 149L83 151H82V149H81V145H80V147H78V149H80L81 151H79V150H76L77 149V144H75V146H72V150H74L75 149V151H79V152H81V153H79V154H81L79 157H80V160L81 161H83V163H80L79 165H80V167H81V165H83L82 167H83V169L82 168H80V169H82V170H79V168L77 169V170H79V171H81V172H83L82 174H80L79 173V171H77L78 172V175L80 174L81 175V177H77L78 178V180L75 182L74 181V176H76L75 174H74V172L75 173H77L76 171H74L73 172V174L74 175H72L73 176V181L75 182H73L74 183V185H72L70 188H71V190L69 191L68 189H65V188H63L64 187V185H63V183H65V181L64 182H61V181H63V180H61V181H59L60 179H64L65 180V178L66 177H68V176H71V175H68V172H71L70 171V167L72 166V164H71V166H68V165H70V163H73V165H75L74 164V161L76 160L75 159V156H76V158H78V160H79V157H78V152H76L75 154H73L72 152V150H69L68 148H69V146L68 147H66V146H64L65 148H66V152L65 153H63V151L62 150H60L61 151V153L59 154V156H61L62 154V156L61 157H57V158H55V159H53L52 160V163L50 162V164L52 165L51 167H49V164H46V162L47 161H45L44 159H47V153L46 152H43V154H42V157L44 158V159H41L40 157H39V159L37 158V152H31L30 151V144H32L31 143V141H32V139H34L36 136H40L41 135V133H39V132H41L43 129V127L45 128V126H40V125ZM203 124V123H202ZM206 125H207V123H205ZM172 125V124H171ZM174 125V124H173ZM172 125V126H173ZM175 125H176V122H175ZM174 125V126H175ZM181 125V124H180ZM191 124H189V126H190ZM209 125V124H208ZM179 126V125H178ZM185 126V125H184ZM196 126H198V125H196ZM205 126V125H204ZM85 127V126H84ZM93 127V126H92ZM96 128H101L102 130L104 129V128H102L101 126L100 127H98V126H95ZM239 127V128H240ZM78 128V127H77ZM86 128V127H85ZM233 129H232V132H233V137L234 138H239V140H241L242 139V137H241V139H240V137H238L239 135L240 136H242L241 135V133L240 134H238L239 132H241V130L239 129V132H238V130H237V128L236 127H232ZM82 130L84 129V128H81ZM99 129H97V130H99ZM242 129V128H241ZM80 130V129H79ZM81 130V131H82ZM86 130V129H85ZM89 130V129H88ZM74 131V130H73ZM81 131H79V132H81ZM104 131V130H103ZM103 131H100L99 130V133H103ZM106 131V130H105ZM111 132V134L113 135H115L117 132H114V133H112L113 131H110ZM110 132H108L107 133V138H108V135H109V133ZM74 133H77V132H75L74 131ZM73 133V134H74ZM83 133V135L85 136V134H84V132H82ZM98 133V132H97ZM98 133V134H99ZM209 133V132H208ZM35 134H37L36 136H35ZM100 134V135H101ZM111 134H110V137H111ZM244 134V133H243ZM77 135V134H76ZM112 136L113 138L115 137V136ZM78 136V135H77ZM105 136V134L103 133V137L101 138V140L103 139V138H105L104 137ZM76 137V136H75ZM100 137V136H99ZM98 137V138H99ZM109 137V141H111L110 142V144L113 142L112 140H113V138H112V140H111V138ZM86 138H87V135H86ZM98 138H97V140H98ZM107 138H106V141L105 142H107ZM195 138V137H194ZM197 138H199V137H197ZM213 138H215V137H213ZM221 138V137H220ZM116 139V143H117V137L115 138ZM194 140V139H193ZM198 140V139H197ZM213 140V139H212ZM237 141V140H236ZM76 143V142H75ZM84 143V142H83ZM108 143V142H107ZM106 143V144H107ZM190 143V142H189ZM105 144V143H104ZM109 144V145H110ZM113 144V148L115 149L116 148V146H118V144L116 145V144H114V142L112 143ZM77 145V146H76ZM83 145V144H82ZM96 146V145H95ZM76 147V148H75ZM93 147V146H92ZM106 147V146H105ZM110 147H112L111 145H110ZM110 147H108V149L110 148ZM32 148L34 149V147H33V145H32ZM112 148V149H113ZM118 148V147H117ZM116 148V149H117ZM68 149V150H67ZM114 149L112 150V151H114ZM91 150V149H90ZM94 150H97V149H94ZM101 151H102V149H100ZM105 150V149H104ZM103 150V151H104ZM119 150H120V148H119ZM140 151L138 148L136 149V151ZM245 150V149H244ZM69 151H71V152H69ZM98 151H99V149H98ZM98 151H95L94 153H96V152H98ZM102 151V152H103ZM109 152V150H106V152ZM111 151V150H110ZM238 151V150H237ZM58 152H56L57 154H58ZM82 152H83V154H82ZM90 152V151H89ZM101 152V153H102ZM106 152H104V154L102 153V155H104V156H106ZM107 152V153H108ZM141 152V151H140ZM140 152H136L137 154L139 153V154H141ZM244 152H246V151H244ZM93 153V154H94ZM111 153V152H110ZM65 154V155H64ZM74 155V157H73V155ZM91 154V153H90ZM100 154V153H99ZM113 154V153H112ZM116 154V153H115ZM36 156V157H30V156ZM69 155H71V157H72V160H73V158H74V161H71L69 158ZM82 155H83V157H82ZM100 156H101V154H100ZM110 156V155H109ZM103 157V156H102ZM86 158V157H85ZM96 158H100V157H96ZM106 158V157H105ZM115 160H116V162H118L119 163V168H120V170H121V168L122 169H130L131 170V167L133 168V166H130V165H128L129 163H127V162H125L124 164H122L121 165V162H122V160L120 159V152L117 154V155H115ZM94 159V158H93ZM103 159V158H102ZM101 158H100V161L102 160ZM171 159V158H170ZM48 160V159H47ZM68 160H70V163H69V161ZM77 160V161H78ZM78 161V163L79 162H81V161ZM112 160H113V158H112ZM155 160V159H154ZM39 161H41L42 163H41V165L39 164ZM48 161H50V160H48ZM76 161V162H77ZM149 161V163H150V160H148ZM165 161V160H164ZM75 162V163H76ZM102 162H103V160H102ZM147 162V161H146ZM151 162H153V164H154V166H157L156 165V163L155 162H157L156 160H155V162L152 160ZM159 162V161H158ZM49 163V162H48ZM89 163H90V161H89ZM101 163V162H100ZM105 163H107V161H105ZM104 163V164H105ZM111 163V162H110ZM118 163H115V165L116 164H118ZM131 163V162H130ZM137 163V162H136ZM149 163H147L148 164V166H150L149 165ZM163 163V162H162ZM165 163H167V162H165ZM197 164H198V162H196ZM85 164V163H84ZM91 164V163H90ZM94 163H92V165H93ZM97 164V163H96ZM132 165H133V162L131 163ZM146 163H144V165H145ZM146 164V165H147ZM168 164V163H167ZM76 165H77V163H76ZM78 165V166H79ZM152 165V164H151ZM100 166V165H99ZM109 166V165H108ZM134 166H135V164H134ZM148 166H145V167H148ZM169 166H171V163L169 164V165H167V168L169 167ZM199 166V165H198ZM73 167V169L72 170H74V167L76 168L77 166H72ZM85 167V168H84ZM98 167V166H97ZM118 167V166H117ZM159 167V166H158ZM157 167V168H158ZM99 168V167H98ZM112 168V167H111ZM154 169H155V167H153ZM173 168V167H172ZM60 169V170H59ZM68 169H69V171H68ZM109 169V168H108ZM159 169H161V168H159ZM158 169V171H161V170H159ZM170 169H171V167H170ZM169 168H168V170H170ZM58 170H59V172H58ZM76 170V169H75ZM86 170V171H87ZM90 170H92V169H90ZM120 170H118V171H120ZM156 170V169H155ZM163 170V169H162ZM166 170V169H165ZM167 170V171H168ZM227 170V169H226ZM229 170V169H228ZM68 171V172H67ZM104 171H106V170H104ZM114 171V170H113ZM113 171H112V173H113ZM157 171V170H156ZM164 171V170H163ZM52 172H54V174L53 175H49V173H52ZM56 172H58V175L60 176L61 174H63L64 172H66L64 175H65V178H63V176L61 177H59L58 175H57V173ZM91 172V171H90ZM95 172V171H94ZM96 172V173H97ZM145 172H147V174L145 173ZM193 172H194V170H193ZM212 172V171H211ZM227 172V171H226ZM61 173V174H60ZM102 173V172H101ZM118 173V172H117ZM138 173V172H137ZM156 173V172H155ZM155 173H154V175H155ZM163 173H165V172H163ZM163 173H161V175L163 174ZM168 173V172H167ZM172 173V172H171ZM215 173V172H214ZM228 173V172H227ZM88 174V173H87ZM90 174V173H89ZM136 174V173H135ZM140 174H139V176H140ZM149 174V175H148ZM158 174V173H157ZM166 174V173H165ZM59 177H57V176ZM101 175L104 177V178H102L101 177ZM132 175V174H131ZM152 175V174H151ZM160 174H158V175H156L157 177L156 178H158V176H159ZM193 175H195V174H193ZM127 176V177H128ZM197 176H198V174H197ZM259 176H260V174H259ZM264 176V175H263ZM47 177H52V183L53 182H55L56 184L55 185H53L52 183H51V180L49 181V180H46L47 179ZM59 179L58 181V183H59V185H60V189H56L55 188V186L57 187V188H59L58 186V183L56 182V179L57 178ZM93 177V176H92ZM106 177V178H105ZM160 177V176H159ZM262 177V176H261ZM260 177V178H261ZM2 178V177H1ZM46 178V179H45ZM69 178V177H68ZM71 178H69L70 180H71ZM85 178H87V179H85ZM101 178V179H100ZM175 178H176V176H175ZM174 178V179H175ZM190 178V177H189ZM194 178V177H193ZM200 178H203V177H200ZM211 178V177H210ZM239 178V177H238ZM242 178V177H241ZM5 179V178H4ZM9 179V178H8ZM14 179V178H13ZM67 179V178H66ZM86 181H85V180ZM95 179V178H94ZM106 180V181H102V180ZM159 179V178H158ZM171 179V178H170ZM186 179V178H185ZM205 179H206V177H205ZM22 180V179H21ZM68 180V179H67ZM70 180H68V181H70ZM81 180V181H82ZM91 180V179H90ZM95 180V181H96ZM101 182H100V181ZM113 180H115V181H117V183L116 182H114ZM123 180V182H125ZM176 180V179H175ZM186 180H188V177H187V179ZM191 180V179H190ZM189 180V181H190ZM207 180V179H206ZM215 180V179H214ZM16 181V180H15ZM68 181H66L67 183H68ZM108 181H113V182H108ZM133 182H135V180H132ZM156 181H160V180H156ZM169 181V180H168ZM170 181H174V180H170ZM169 181V182H170ZM196 181V180H195ZM194 181V182H195ZM204 181V180H203ZM216 181V180H215ZM11 182V181H10ZM60 182L62 183V185L60 184ZM93 182H94V180H93ZM104 182V184H101V183H103ZM106 182H107V184H106ZM136 182H139V181H136ZM146 182V181H145ZM149 182V183H148ZM167 182V181H166ZM176 182V181H175ZM182 182H184L185 183V181H182ZM191 182V181H190ZM205 182H207V181H205ZM210 182V181H209ZM232 182V181H231ZM67 183H65V187H68L69 188V186H67L68 184ZM79 183H80V181H79ZM87 183H86V185H87ZM160 183V182H159ZM177 183V182H176ZM184 183H183V185H181V183H180V185L181 186H183L184 187ZM200 183V182H199ZM243 183V182H242ZM246 183V182H245ZM248 183V182H247ZM67 184V185H66ZM69 184L71 185L72 184V181L71 182H69ZM111 184H114V185H111ZM121 184H122V188L120 189L119 187H121ZM161 184V183H160ZM173 184V183H172ZM186 185H187V183H185ZM190 184V183H189ZM192 184H193V180H192ZM192 184H190V186L192 185ZM202 184H204V183H202ZM237 184V183H236ZM241 184V183H240ZM239 184V185H240ZM244 184V183H243ZM40 185H41V187H43L44 185L45 186H50V188H51V190H52V197L53 198H55V200H56V202H57V209H56V212H55V214H50V213H48L47 212V207H45V210L42 208V204H44L45 203V201H46V195H45V191H43L42 193H40V196L38 195V190H39V188H40ZM79 185V184H78ZM133 185H134V187H133ZM175 185V184H174ZM185 185V186H186ZM62 186V187H61ZM94 186V185H93ZM109 186H111V187H109ZM142 186V187H143ZM178 186V185H177ZM197 186V185H196ZM238 186V185H237ZM264 186V185H263ZM4 187V186H3ZM78 187V186H77ZM97 187V186H96ZM109 187V188H108ZM125 187V188H126ZM139 187V186H138ZM180 187V186H179ZM191 187H193V186H191ZM206 187V186H205ZM203 188V190L204 189H206V188ZM239 187V186H238ZM245 187V186H244ZM61 188H63V189H61ZM79 188V187H78ZM77 188V189H78ZM92 188V187H91ZM102 188H104V187H102ZM111 188H113V189H111ZM169 188H170V185H169ZM195 188V187H194ZM193 188V189H194ZM199 188H200V186H199ZM228 188V187H227ZM253 188H254V186H253ZM260 188H262V186L260 187ZM259 188V189H260ZM13 189V188H12ZM22 189V188H21ZM80 189H81V187H80ZM80 189H78V191L80 190ZM81 189V190H82ZM93 189H94V187H93ZM156 189V188H155ZM171 189V188H170ZM177 189V188H176ZM240 189V188H239ZM14 190V189H13ZM80 190V191H81ZM97 190V191H96ZM104 190V191H103ZM138 190V189H137ZM185 190V189H184ZM183 190V191H184ZM192 190V189H191ZM190 190V191H191ZM200 190V189H199ZM201 190H202V188H201ZM241 190V189H240ZM258 190V189H257ZM257 190H254V191H257ZM139 191V190H138ZM178 191V190H177ZM258 191H260V190H258ZM263 191H264V189H263ZM12 192V191H11ZM186 191H184V193H185ZM204 192V191H203ZM202 192V193H203ZM215 192H216V190H215ZM223 192V191H222ZM77 193V192H76ZM139 193H140V191H139ZM187 193H188V191L186 192V194H184V195H187ZM237 193H238V191H237V189L236 190H232V197H233V199L235 200L236 198H237ZM241 193H243V192H241ZM256 193V192H255ZM3 194V193H2ZM1 194V195H2ZM6 194H7V191H6ZM72 194H73V196H72ZM200 194V193H199ZM204 194V193H203ZM259 194H262V191H260V193ZM258 193H256L255 194V196H257L258 197V195H259ZM4 195V194H3ZM189 195V194H188ZM212 195V198H215L214 196ZM254 195V194H253ZM262 195H264V193L262 194ZM262 195H260V196H262ZM12 196V195H11ZM11 196H9V197H11ZM90 196V197H89ZM157 196V197H156ZM190 195H189V197H191ZM248 196H251V198H252V195L250 194V195H248ZM8 197V196H7ZM73 197V198H72ZM188 197V196H187ZM187 198V199H190V198ZM263 197V196H262ZM12 198V197H11ZM82 198H81V200H82ZM200 198V199H199ZM6 199V198H5ZM84 199V198H83ZM246 199V198H245ZM244 199V200H245ZM248 199V198H247ZM254 199V198H253ZM253 199H251V200H253ZM257 199V198H256ZM261 199V198H260ZM169 200H170V202H169ZM171 200H172V202H171ZM180 200V201H181ZM213 200V201H212ZM249 200H250V198H249ZM257 200H259V198L257 199ZM262 200V199H261ZM260 200V201H261ZM43 202V203H41V206H40V208L39 209H37V205H38V203L39 202ZM80 201V200H79ZM82 201H84V200H82ZM86 201H87V203H86ZM140 202L139 204H141V203H143V206H145L146 207V205L148 204H151V203H153V205L155 204V202L156 203H159L160 205H161V207H165V206H169V207H166L168 210H167V213L165 212L166 211V208H164V210H163V212H162V217H163V220H166V222L164 221L163 222V220H162V223H164V224H166L165 226H168V227H165L163 224V228L162 229H156V230H153V228H152V230H151V228H150V223H151V221L153 220V217L154 216H152L153 214H151V216H149L148 214H146L145 215V211H144V209H142L143 208V206H142V204H141V206L140 207H138L137 205H138V202ZM185 201L187 202L186 203V205H183L182 206V204H185ZM210 201H212V202H214L215 200L214 199H210ZM218 201V200H217ZM263 201H264V199H263ZM150 202V203H149ZM176 202V204H174ZM190 202V203H189ZM207 202H209V200L207 201ZM237 202V201H236ZM249 202V201H248ZM247 202V203H248ZM255 202V201H254ZM257 202H259V201H257ZM4 203V202H3ZM117 203H119V204H117ZM144 203H146V204H144ZM168 203H172L173 204V207H172V204H171V206L168 204ZM197 203V205H195L196 206V208H198L197 206L198 205H200V204H198V201L196 202ZM218 203V202H217ZM250 203H252V204H247L248 206H252V205H255L253 202H251L250 201ZM75 204V205H74ZM79 204H80V206H82V209H80V207H78L77 208V206H79ZM168 204V205H167ZM213 205H214V203H212ZM212 204H211V202L209 203V205H211V207H212V209L214 210V212L215 211H218V210H215V209H219L220 207L222 208V203H218V205H220V206H218L217 204V206L218 207H216L215 206V209L213 208V206H212ZM246 204V203H245ZM264 204V203H263ZM86 205H88V206H86ZM90 205H91V207H90ZM157 205V204H156ZM159 205V206H160ZM175 205H178L177 207L175 206ZM208 205V207H210ZM233 205V204H232ZM4 206V205H3ZM76 206V207H75ZM159 206H155L156 208H157V210H156V212L158 211V210H160V208L161 207H159ZM182 206V207H181ZM228 206H229V204H228ZM231 206V205H230ZM240 206V205H239ZM255 206H258L259 207V205H255ZM75 207V208H74ZM84 207V208H83ZM86 207V208H85ZM151 207V209L153 208L152 207V205H149V207H148V209ZM158 207H159V209H158ZM170 207H172L171 209H170ZM174 207H175V210H176V212H177V215L175 214L176 212H174V211H172V210H174ZM186 207H190L189 205L188 206H186ZM190 207V208H191ZM200 207V210L202 209ZM210 207V208H211ZM235 207V206H234ZM20 208V207H19ZM142 210H141V209ZM178 208H181V210L180 209H177ZM189 208V209H190ZM206 208H207V206H206ZM210 208H208V209H210ZM221 208L219 209V210H221ZM225 208V207H224ZM223 208V209H224ZM227 208V207H226ZM257 208V207H256ZM264 208V207H263ZM76 209H78V210H76ZM83 209H85V210H83ZM92 209V210H91ZM141 210L142 212L144 211V213H143V215L141 214V213H139L140 214V216L142 215L143 217H137V216H139V215H137V213H138V210ZM170 209V210H169ZM230 209V208H229ZM238 209V208H237ZM249 209V208H248ZM155 210V209H154ZM153 210V211H154ZM226 210V209H225ZM254 210H256V209H254ZM258 210V209H257ZM152 211V212H153ZM180 211H182L181 212V215H180ZM202 211H205L204 210V207H203V210ZM201 211V212H202ZM207 211V210H206ZM205 211V212H206ZM240 211H241V209H240ZM248 211H250V210H248ZM78 212V213H77ZM137 212V213H136ZM150 213H152L151 212V210L149 211ZM166 214H165V213ZM171 213V212H173L174 214H175V217H177L176 218V221H175V219H172V217H173V213H171V215L172 216H170V214H168V213ZM190 212V211H189ZM189 212H188V215H189ZM197 212V211H196ZM195 211H194V213H196ZM201 212H199V213H201ZM212 210L210 211V210H208L207 211V213H202V214H205L204 215V217L206 216V214H207V216L210 218V215L212 216ZM232 212V211H231ZM243 212H245V211H243ZM255 212V211H254ZM22 213V212H21ZM146 213H148V212H146ZM161 213V212H160ZM159 213V214H160ZM165 215H164V214ZM183 213V214H182ZM198 213V212H197ZM208 213H209V215H208ZM218 213H219V211H218ZM221 214L220 215H222V211L220 212ZM223 213H225V212H223ZM250 213V212H249ZM249 213H247L248 215H249ZM263 213V212H262ZM90 214L92 215V218H91V216H90ZM213 214H215V213H213ZM246 214V215H247ZM252 214V213H251ZM254 215H255V213H253ZM148 215V216H147ZM155 215V214H154ZM166 215H169L170 217H171V219H172V222H171V220L169 219V216H168V219H166ZM186 215V214H185ZM233 215V214H232ZM117 216H119V224H118V220H116V222H117V225L114 223L115 221H113V219H117ZM156 216H157V214H156ZM159 216V215H158ZM179 216H182L181 217V219H178V217ZM194 216V215H193ZM199 217V215H196L193 219L194 220H196V217ZM223 216H224V214H223ZM222 216V217H223ZM231 216V215H230ZM243 216H244V214H243ZM89 217L91 218V222H90V220H89ZM116 217V218H115ZM149 217V218H148ZM174 217V218H175ZM189 217H190V219L188 218V222H189V220L191 221V214L189 215ZM200 217H201V215H200ZM200 217L198 218V220L200 219ZM204 217L202 218V220L204 219ZM228 217V216H227ZM249 217V216H248ZM256 217H258L257 216V214H256ZM259 217H260V215H259ZM120 218H122L123 219V222L125 221V223L124 224H121V220H120ZM155 218V217H154ZM159 218L161 219V217L159 216L158 217V220H159ZM165 218V219H164ZM214 218V217H213ZM224 218V217H223ZM226 218V217H225ZM250 218V217H249ZM249 218H248V223H249ZM254 218V217H253ZM252 218V219H253ZM261 218V217H260ZM105 219H108V221L107 220H105L106 222H109V223H105V221L104 220ZM156 219L157 218H155V221H156ZM192 219V220H193ZM206 219V218H205ZM212 219V218H211ZM216 219H217V217H216ZM240 219V218H239ZM101 220V222H102V220L104 221V222H102V224L99 222ZM142 220V219H141ZM167 220H170V221H167ZM186 220V219H185ZM193 220V221H194ZM247 220V219H246ZM256 220V219H255ZM264 220V219H263ZM113 221V222H112ZM140 221V220H139ZM145 221V222H146ZM155 221H152L155 225L156 224H159V223H157V222H155ZM161 221V220H160ZM178 221V222H177ZM220 221H221V219H220ZM240 221H242V220H240ZM239 221V222H240ZM253 221V220H252ZM79 222H82V223H80L79 224ZM84 222V223H83ZM99 222V225L97 224ZM114 223L115 224V229L113 230L111 227H114V224H112V223ZM177 222V223H176ZM207 222H209V220H207ZM213 222V221H212ZM217 222V224H218V222L219 221H216ZM254 222V221H253ZM77 223V224H76ZM105 223V224H104ZM202 223V222H201ZM211 223V222H210ZM210 223H208V224H210ZM227 223V222H226ZM246 223V222H245ZM264 223V222H263ZM79 224V225H78ZM152 224V223H151ZM153 224V225H154ZM203 224V223H202ZM215 224V223H214ZM232 224H233V222H232ZM232 224H229V225H231V227H232ZM236 224V223H235ZM250 224H253L252 222H250ZM82 225H84V226H82ZM142 225V226H141ZM161 225V226H162ZM176 225V226H175ZM183 225V226H182ZM78 226H81V227H84L83 229H81L80 227H78ZM182 226V230H181V227ZM188 227H190L189 226V223H188V225H187ZM186 226V227H187ZM226 226V225H225ZM244 226V225H243ZM253 226V225H252ZM123 227V226H122ZM135 227V228H134ZM137 227V228H136ZM151 227H152V225H151ZM156 227V226H155ZM170 227H172L171 229H170ZM223 227V226H222ZM251 227V226H250ZM248 227V230H250L251 228H253V227ZM82 230H80V229ZM109 230H108V229ZM124 228V227H123ZM138 228V229H139ZM142 228V229H141ZM150 228V229H149ZM219 228V227H218ZM262 228V227H261ZM103 229V231H102V233L104 232V227L102 228ZM125 232V234H122L121 232H123L122 230ZM137 229V230H138ZM187 229L188 228H186V231H187ZM190 229V228H189ZM225 229V228H224ZM231 229H236V227L235 228H231ZM253 229V231H255ZM100 230V229H99ZM111 230V231H110ZM115 230H117L116 232H113V231H115ZM150 230V231H149ZM172 230H173V232H172ZM203 230V229H202ZM205 230H206V228H205ZM216 230V229H215ZM223 230V229H222ZM233 230V231H234ZM262 230V229H261ZM95 231H92L93 233L95 232ZM128 231H127V233H128ZM131 231V232H132ZM152 231V232H151ZM185 231V232H186ZM201 230H199V232H200ZM230 231H232V230H230ZM236 231V233L237 232H239V229H238V227H237V230H235ZM79 232H78V235L77 236H75L76 238L79 236ZM121 233L122 235L121 236H119V234H115V233ZM138 232H139V230H138ZM198 232V231H197ZM210 232V231H209ZM213 232V231H212ZM215 232V231H214ZM252 232V231H251ZM96 234L98 233V232H95ZM95 233L92 235V236H94L95 235ZM99 233H100V231H99ZM105 233V232H104ZM104 233L102 234V237H104V236H106V235H104ZM140 233V232H139ZM145 233V232H144ZM144 233H140L139 235H141V236H143V234ZM150 233H151V235H153V236H148V235H150ZM171 233H173V235H175L176 234V239L174 240L173 239V237L174 236H171L172 234ZM187 233V232H186ZM188 233H191L190 231L188 232ZM205 233V232H204ZM222 233V232H221ZM220 233V234H221ZM229 233H231V232H229ZM263 233V232H262ZM87 234V235H86ZM130 234V233H129ZM169 234H171V235H169ZM192 234H193V232H192ZM191 234V235H192ZM199 234V233H198ZM197 234V235H198ZM238 234V233H237ZM242 234V233H241ZM244 234V233H243ZM260 234V233H259ZM83 235V236H82ZM101 235V234H100ZM138 235V236H139ZM177 235L179 236V237H177ZM185 235H187V234H185ZM184 235V236H185ZM195 235H196V233H195ZM197 235H196V237H197ZM225 235V234H224ZM224 235H222L223 237H224ZM245 235V234H244ZM91 236V237H92ZM100 237L98 234L97 235H95V237ZM119 236V237H118ZM125 236H127V234L125 235ZM124 236V238L126 239V237ZM143 236V237H144ZM148 236V237H147ZM169 236V237H168ZM172 237V240H171V237ZM188 236V235H187ZM217 237H218V235H216ZM140 237V236H139ZM180 237H182L185 241H183V242H185V243H183V242H181L182 241V238H180ZM214 237V236H213ZM212 237V238H213ZM106 238V237H105ZM194 238V239H193ZM198 238V237H197ZM219 238V237H218ZM217 238V239H218ZM97 239V238H96ZM102 239V238H101ZM100 239V240H101ZM125 239H123V240H125ZM181 239V241H179V240ZM190 239H193V240H196V243H195V245H194V242L195 241H193V240H190ZM216 238L214 237V240H215ZM80 240V239H79ZM108 240H109V238H108ZM211 240H213V239H211ZM213 240V241H214ZM222 240V239H221ZM220 240V241H221ZM232 242H234L233 244H234V246H232V247H230V245H232V243H231V241ZM57 241V242H58ZM68 241V242H69ZM75 241H78L77 239L75 240ZM102 241V240H101ZM100 241V242H101ZM103 241H104V239H103ZM111 241H107V243L108 242H110L109 244H114V242L112 241V243H111ZM130 241V242H131ZM190 241H193V242H190ZM216 241V240H215ZM218 241H219V239H218ZM53 242V241H52ZM59 242H61V241H59ZM90 241H88V246H89V244L91 245V242L89 243ZM96 242H97V240H96ZM163 242H165L164 244H163ZM217 242V241H216ZM216 242H214V243H216ZM227 242V243H226ZM65 243V242H64ZM99 243V242H98ZM104 243H105V241H104ZM104 243H103V246L105 247V245L107 244H105L104 245ZM186 243L188 244L187 246H189V244L191 243V244H193L192 246H191V244H190V246L192 247L191 248V250H190V252H188L189 251V249L187 250V249H183L182 248V250H184V251H180V249H179V245L180 244H182V245H186ZM198 243V245L196 246V244ZM218 243V242H217ZM218 243V244H219ZM226 244V249H227V247H230V248H228L227 250L225 249V248H222V247H224V246H222L223 244ZM231 243V244H230ZM76 244H77V242H76ZM113 244L112 245H108V249L110 250V249H115L116 248V246L115 247H112L113 246ZM117 244V243H116ZM115 244V245H116ZM125 244H126V246H127V248H129L128 247V245H127V243L125 242ZM141 244V245H142ZM166 244H167V246H166ZM169 244V245H168ZM228 244V245H227ZM230 244V245H229ZM18 245V244H17ZM21 245V244H20ZM41 245H42V243H41ZM54 245V244H53ZM52 245V246H53ZM63 245L64 246H66L65 247V251H66V253H64L65 251H64V249H63ZM117 245V246H118ZM129 245V246H130ZM134 245V246H133ZM140 245V246H141ZM162 245H164V247L162 246ZM178 245V246H177ZM181 245V246H182ZM200 245V246H201ZM243 245H245V249L243 248ZM30 246V245H29ZM88 246H87V248H88ZM102 246V245H101ZM130 246V247H131ZM171 246V247H170ZM175 246V247H174ZM183 246V247H184ZM187 246H185V247H187ZM189 246V247H190ZM220 246V247H219ZM31 247V246H30ZM54 247V246H53ZM90 247V246H89ZM103 247V249H105ZM174 248V251L171 253V251L173 250V249H171V248ZM207 247V246H206ZM33 248V247H32ZM60 248V249H59ZM82 248V247H81ZM86 248V249H87ZM167 248H170L171 249V251H167V253H166V250H169V249H167ZM181 248V247H180ZM188 248V247H187ZM194 248V250H196L197 248H200V247H197L196 249ZM209 248V247H208ZM207 248V249H208ZM211 248H209V249H211ZM214 248H215V250H214ZM48 249H49V247H48ZM48 249H46L47 251H48ZM90 249H91V247H90ZM97 249V248H96ZM107 249V250H108ZM143 249V248H142ZM145 249H143L144 251H145ZM175 249H179V251L177 252L178 254H179V256L176 254L175 255V253H176V250ZM201 249V248H200ZM204 249H206V248H204ZM106 250V249H105ZM105 250H103V251H105ZM106 250V251H107ZM187 250V251H186ZM203 250V249H202ZM47 251H45V253L47 252ZM60 251V252H59ZM62 251H63V253H62ZM90 251V252H91ZM105 251V252H106ZM114 251V250H113ZM116 251V250H115ZM126 251H127V254H126ZM129 251V252H130ZM188 253V254H186V252ZM217 251V252H216ZM244 251H243V253H244ZM96 252H98V253H96ZM107 252H109V251H107ZM138 252V253H139ZM143 252V251H142ZM147 251H145L144 253H146ZM154 252V251H153ZM175 252V253H174ZM184 254L185 253V255H183V256H181L182 254ZM196 252V251H195ZM208 252V251H207ZM226 252V253H225ZM262 252H264V250H262ZM261 252V253H262ZM114 253V252H113ZM123 253V252H122ZM144 253H142V254H144ZM173 253H174V255H173ZM201 253H202V251H201ZM260 253V254H261ZM133 254V255H132ZM190 254V255H189ZM203 254V253H202ZM201 254V255H202ZM230 254H228L229 255V257H230ZM240 254L241 255H243L241 252H240ZM259 254V255H260ZM264 254V253H263ZM262 254V255H263ZM145 255V254H144ZM217 255H219V256H217ZM244 255H245V253H244ZM252 255V254H251ZM253 256V255H252ZM252 256L250 257V259H249V261H251V258H252ZM41 257V256H40ZM39 257V258H40ZM43 257H45V256H43ZM236 256L234 255V258H235ZM239 257H241V256H239ZM244 257V256H243ZM243 257H241V258H243ZM262 257V256H261ZM33 258V257H32ZM50 258V257H49ZM48 258V259H49ZM237 258V257H236ZM47 259V258H46ZM208 259H211L210 261L208 260ZM261 259V258H260ZM263 259H264V257H263ZM42 260V259H41ZM43 260H45V259H43ZM221 261L220 262H222V264L224 263L223 261H222V259H220ZM246 260V259H245ZM245 260H242L243 262L242 263H244L245 262ZM254 260V259H253ZM49 261V260H48ZM234 261H237L236 259L234 260ZM248 261V262H249ZM256 261H257V259H256ZM37 262H38V260H37ZM50 262L52 263V260H50ZM49 262V263H50ZM226 263L225 264H227V261H225ZM232 262V261H231ZM254 262V261H253ZM42 263V262H41ZM41 263H37V264H41ZM52 263V264H53ZM215 263H217V262H215ZM219 263V262H218ZM230 263V262H229ZM233 263V262H232ZM237 263H239L240 264V260L239 261H237L236 262V264ZM241 263V264H242ZM260 263V262H259ZM24 264V263H23ZM44 264V263H43ZM45 264H47V263H45ZM245 264V263H244ZM249 264H250V262H249ZM252 264V263H251ZM255 264H258V263H255ZM262 264V263H261Z\"/></svg>", "mask_w": 264, "mask_h": 264}, {"label": "built area", "instance_id": "2783aa9c", "mask_svg": "<svg viewBox=\"0 0 264 264\" xmlns=\"http://www.w3.org/2000/svg\"><path fill=\"white\" fill-rule=\"evenodd\" d=\"M162 3L165 4L166 6H169L170 4V1L169 0H162ZM107 22V21H106ZM144 27L149 30V25L148 24H145ZM214 27L215 28H218V25L217 24H214ZM180 38L181 39H185L186 36L185 34H180ZM225 39L223 36H219V37H214V34H209L207 33V36H205L203 38V43H204V47L201 49L203 50L204 54H205V57H209V55L211 53H214L216 51V49L218 48H221L223 50H226V44H225ZM141 42V39H137L136 41V45H139V43ZM170 46V45H169ZM168 68L169 70L172 72V73H177L180 68L177 67V66H174L172 64H169L168 65ZM205 88L207 87L205 84H204ZM188 102L190 104H193L195 99H194V96L193 95H188V98H187ZM136 113L139 112L138 108L135 110Z\"/></svg>", "mask_w": 264, "mask_h": 264}]
</instances>
